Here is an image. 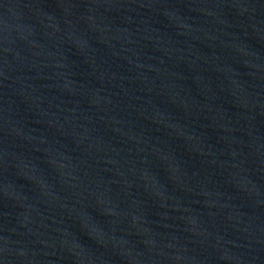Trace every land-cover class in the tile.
<instances>
[{"label": "water", "instance_id": "1", "mask_svg": "<svg viewBox=\"0 0 264 264\" xmlns=\"http://www.w3.org/2000/svg\"><path fill=\"white\" fill-rule=\"evenodd\" d=\"M0 264H264V0H0Z\"/></svg>", "mask_w": 264, "mask_h": 264}]
</instances>
